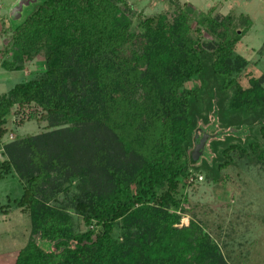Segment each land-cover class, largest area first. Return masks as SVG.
Segmentation results:
<instances>
[{
	"label": "trees",
	"instance_id": "16d2710c",
	"mask_svg": "<svg viewBox=\"0 0 264 264\" xmlns=\"http://www.w3.org/2000/svg\"><path fill=\"white\" fill-rule=\"evenodd\" d=\"M28 5L24 19L3 22L15 57L4 66L20 69L43 55L46 70L0 93V149L12 110L19 126L41 118L60 128L7 144L0 178L19 158L41 166L56 156L83 193L43 203L35 194L44 173L25 176V194L13 202L30 211L32 235L14 264H229L198 221L179 224L191 209L184 188L192 168L217 181L234 150L264 165V76L244 73L234 55L252 19L215 8L196 13L178 0L173 17L139 13L137 22L127 0ZM212 117L237 134L211 140V162L198 164V130ZM66 125L72 136L56 137ZM93 171L107 187L84 182Z\"/></svg>",
	"mask_w": 264,
	"mask_h": 264
},
{
	"label": "rangeland",
	"instance_id": "374dc122",
	"mask_svg": "<svg viewBox=\"0 0 264 264\" xmlns=\"http://www.w3.org/2000/svg\"><path fill=\"white\" fill-rule=\"evenodd\" d=\"M29 1L0 0V93L8 92L18 83L36 79L46 70L43 55H38L31 61L24 60L19 63L20 69H8L4 66V63L13 62L15 57L9 42L11 34L2 32L3 22L9 25L24 19L32 10V6L28 5ZM127 1L131 4L133 11H130V17L135 22H137L139 13L144 16L164 13L169 18L175 15V0ZM178 1L194 7L196 13L207 12L210 8H215V13L248 15L253 21L252 27L243 37L242 42L237 45L234 55L244 60V73L251 72L264 76V0ZM20 4L23 8L18 13H13V10ZM13 17L14 19H11ZM209 41L210 39H207V42ZM244 73L241 74V81ZM192 84L193 82L188 83V85ZM15 118L16 115L12 110L7 115L9 131L2 140L0 162L10 158L6 148L10 142L17 140L21 143L29 138H36L44 132L52 131L54 134V131L60 128L49 126V123L41 118L26 121L24 125L19 126L14 122ZM65 127L68 130L61 135L58 132L56 137L61 139L72 136L73 132L69 129V125ZM205 133L210 134L211 137L198 164H201L204 159L211 162L214 156V152L209 147L211 140H222L224 135L237 134V130L233 127H221L218 120L213 121L212 117L208 123L201 124L198 130L199 138L201 139ZM36 142L38 145L40 141L36 140ZM56 152L60 153V150ZM238 152L236 150L230 152L233 163L222 170L221 178L217 181L208 177L206 171L191 169L192 173L187 177L184 188V194L188 199L185 204L191 209L189 213L183 215L179 226H188L192 219L198 221L204 227V231L208 232L212 240L219 245L229 264H264V165L255 163L251 158L252 155L240 157ZM73 154L78 156V151H74ZM58 158L55 156V159H52L55 163L47 160L41 166H37V163L32 166L30 159L20 164L19 158L17 160L19 165L17 163V166H12L11 172L0 178V205H8L9 208L6 213L0 211V264H14L19 251L32 235L30 211L27 209L26 212L23 211L24 207L21 208L13 202L14 199L24 196L27 174L44 173L35 194L36 198L43 203L54 205L55 196L63 199L83 193L81 187L83 182L77 179L69 181L66 177L68 173L66 176L62 174L64 163ZM87 161L90 162L88 158ZM134 161L131 163L135 165L136 158ZM90 176V178L86 177L84 182L89 180L91 183H104L102 185L107 187L106 178H102L101 181L100 175L94 171ZM70 211L81 224L80 228L86 229L81 216L76 215L75 209L70 208ZM120 232V229H117L115 236H119ZM47 246L51 247L50 244Z\"/></svg>",
	"mask_w": 264,
	"mask_h": 264
},
{
	"label": "water",
	"instance_id": "95a60500",
	"mask_svg": "<svg viewBox=\"0 0 264 264\" xmlns=\"http://www.w3.org/2000/svg\"><path fill=\"white\" fill-rule=\"evenodd\" d=\"M22 4H20V6L18 8H15L13 10V13H18V11H20L22 9ZM19 15V14H18ZM211 137L210 134L208 133H205L204 136L200 139L199 143L197 144V146L195 147L194 149V154H195V157L197 159H200L201 156L205 153V148H206V144L209 140V138Z\"/></svg>",
	"mask_w": 264,
	"mask_h": 264
},
{
	"label": "built area",
	"instance_id": "2783aa9c",
	"mask_svg": "<svg viewBox=\"0 0 264 264\" xmlns=\"http://www.w3.org/2000/svg\"><path fill=\"white\" fill-rule=\"evenodd\" d=\"M199 178H200V179H203V177H202V176H199Z\"/></svg>",
	"mask_w": 264,
	"mask_h": 264
}]
</instances>
